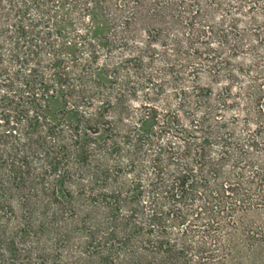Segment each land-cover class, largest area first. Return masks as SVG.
Masks as SVG:
<instances>
[{
	"label": "trees",
	"instance_id": "trees-1",
	"mask_svg": "<svg viewBox=\"0 0 264 264\" xmlns=\"http://www.w3.org/2000/svg\"><path fill=\"white\" fill-rule=\"evenodd\" d=\"M0 264H264V0H0Z\"/></svg>",
	"mask_w": 264,
	"mask_h": 264
}]
</instances>
